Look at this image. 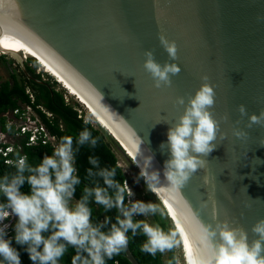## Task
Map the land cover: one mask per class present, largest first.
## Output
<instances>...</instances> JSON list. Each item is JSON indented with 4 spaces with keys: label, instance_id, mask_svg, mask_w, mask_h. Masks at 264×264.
Here are the masks:
<instances>
[{
    "label": "water",
    "instance_id": "obj_1",
    "mask_svg": "<svg viewBox=\"0 0 264 264\" xmlns=\"http://www.w3.org/2000/svg\"><path fill=\"white\" fill-rule=\"evenodd\" d=\"M0 17L8 47L34 51L106 122L140 187L163 211L158 219L176 233V264L206 259L222 240L217 234L209 244L205 229L223 222L247 230L251 244V226L264 217V125L248 127L238 106L249 114L264 109V0H0ZM161 33L175 41L180 71L157 88L144 60L151 49L159 63L171 62ZM14 57L30 77L26 58ZM205 75L215 92L216 146L207 154L189 147L205 164L173 188L163 169L172 155L168 131L184 111L176 98L187 103ZM233 128L247 135L236 137ZM148 150L160 170L152 191L138 178ZM123 254L139 264L128 244Z\"/></svg>",
    "mask_w": 264,
    "mask_h": 264
},
{
    "label": "clouds",
    "instance_id": "obj_2",
    "mask_svg": "<svg viewBox=\"0 0 264 264\" xmlns=\"http://www.w3.org/2000/svg\"><path fill=\"white\" fill-rule=\"evenodd\" d=\"M159 40L171 62L159 63L151 49L145 51L144 60V68L157 88L171 85V76L180 71L175 62V41L168 40L162 33ZM202 79L205 82L187 103L182 96L176 98V103L184 105V111L168 131L172 155L163 169L168 185L173 188L183 186L205 164L199 156L189 154V147L195 153L207 154L216 146L210 141L216 139L219 123L209 110L215 92L207 82L208 77L205 75ZM238 111L241 116H248V127L264 125V109L249 114L245 105L240 104ZM233 134L245 137L247 132L233 128ZM220 135L223 138L226 134L221 132ZM97 143L98 137L86 127L75 137L62 136L52 154L44 155L35 165L29 163L26 156L17 155L12 163L15 171L0 175V197H3L0 199V264H21L20 251L13 246V240L27 252L32 264H60L69 246L75 249L72 264H106V258L127 246L129 233L142 234L145 239L140 249L152 255L176 246L175 232H166L159 224L144 219L158 213L163 215L158 205L152 201L132 200L133 191L116 178V169L101 166L96 156L88 157L90 167L86 175L90 185L83 187L79 198L75 196L76 187L81 184L76 153L82 146L94 148ZM260 145H264V137ZM153 160L154 155L148 150L142 156V164L137 163L138 178L145 180L147 191H152L160 182V170L153 168ZM25 183L29 186L28 192L21 191ZM93 203L102 206L105 212L115 209L114 222L107 216L103 221L93 222L90 206ZM138 215L143 219H136ZM11 216L16 218L14 225ZM8 228L14 230L13 237L8 236ZM251 232L257 235L249 245L248 231L243 227H231L223 222L215 229H205V240L209 244L210 237L217 234L222 242L215 248L210 247L206 259H197L192 264H264V217L252 224ZM174 259L168 264H174Z\"/></svg>",
    "mask_w": 264,
    "mask_h": 264
},
{
    "label": "trees",
    "instance_id": "obj_3",
    "mask_svg": "<svg viewBox=\"0 0 264 264\" xmlns=\"http://www.w3.org/2000/svg\"><path fill=\"white\" fill-rule=\"evenodd\" d=\"M34 59V58H31ZM26 70L30 77L24 73V71L19 68L22 80L18 79L17 74L14 72L10 73L9 79L0 81V113L6 111L7 109H13L21 105L29 104L32 106L34 111L39 115L41 121L46 126L50 134L54 135L57 143L62 136L72 135L75 137L81 130L88 128L94 137H98L97 145L92 148L88 145L79 148L76 153V167L78 169V174L81 178V184L77 185L75 196L80 197L82 189L85 185H90V180L86 175V169L90 167L88 157L96 156L100 160L101 166L114 167L116 169V178L121 182L125 183L126 176L122 168L118 165L117 156L113 151L112 145L106 136V132L101 128H96L91 122L84 120V118L77 112V110L68 102L65 101L63 93L56 90L48 82H38L41 76L36 73L34 68L26 64ZM30 88L34 95V100L31 102L30 97L26 93V88ZM42 106L45 110L51 113V116H46V114L38 107ZM0 121L2 123L3 130H6L4 126V118L1 117ZM14 133L13 127L10 130ZM109 136V135H108ZM110 137V136H109ZM111 138V137H110ZM112 139V138H111ZM27 136H20L14 143V149L10 153L13 159H16L17 155L26 156L29 163L35 165L39 163L44 155H51L53 151V146L47 143L38 144H26ZM116 143V142H115ZM119 148V146L116 144ZM120 149V148H119ZM15 169L12 167V163H5L3 158H0V175L4 173L14 172ZM21 191H30L27 183L22 186ZM3 197H0L2 199ZM125 202H128L126 197ZM92 208V220L93 222L103 221L105 217H111L115 219L116 210L105 212L102 206L91 204ZM156 222L159 224L166 232L171 231L170 226L166 220H158ZM136 219H140V216H136ZM166 219V218H165ZM16 218L13 221L15 224ZM13 228V227H12ZM14 236V230H11L10 237ZM145 237L142 234H137L133 236L129 233L128 245L139 262V264H168L170 260L174 259V264L176 263L175 248L167 251V256L164 258L163 253L157 252L155 255L141 251L140 245ZM13 246H15L20 251L21 264H32L26 251L23 250L22 246L12 241ZM75 253V249L71 246L68 247L65 255L61 258L60 264H72V257ZM106 264H131L123 254V250L119 253L113 254L112 257L106 258Z\"/></svg>",
    "mask_w": 264,
    "mask_h": 264
},
{
    "label": "rangeland",
    "instance_id": "obj_4",
    "mask_svg": "<svg viewBox=\"0 0 264 264\" xmlns=\"http://www.w3.org/2000/svg\"><path fill=\"white\" fill-rule=\"evenodd\" d=\"M25 59V65L28 64L32 68H34L36 73H39L41 76V80L44 82H48L52 87H54L56 90L63 93L64 99L66 102L71 104L77 112L84 118V120L91 122L96 128L103 129L107 134V138L110 141L113 151L117 156L118 165L122 168L125 176H126V183L129 188L133 191L134 195L131 197L132 200H143L145 202L150 201L142 188L140 187L139 183L137 182L136 178L134 177L128 160L126 156H124L121 152V150L116 146V141L112 138L106 127L96 118V116L91 112V110L85 106L84 102L76 95L75 92H73L60 78L51 70H49L46 65L38 59L35 55L32 54H26ZM34 58V59H31ZM20 68V61L10 55V54H4L0 56V81L9 79L10 73L14 72L17 74L18 79L22 80V76L19 72ZM112 138H110L109 136ZM10 140L11 137L8 136ZM140 219H143V216L139 215ZM155 216L158 217V215H149L148 217H145L144 219L147 220V222L151 224H157ZM159 220V219H158ZM168 251V250H167ZM167 251L163 253L164 258L167 256ZM176 264V263H175Z\"/></svg>",
    "mask_w": 264,
    "mask_h": 264
},
{
    "label": "built area",
    "instance_id": "obj_5",
    "mask_svg": "<svg viewBox=\"0 0 264 264\" xmlns=\"http://www.w3.org/2000/svg\"><path fill=\"white\" fill-rule=\"evenodd\" d=\"M6 54L0 49V56ZM26 93L31 99L34 100V95L30 88H26ZM46 116H51V113L45 110L42 106H38ZM4 118V126L6 130H3L2 123L0 121V158H3L5 163H13L15 159L10 156V153L14 149V143L20 136H27L26 144H38L49 142L53 147L57 144V140L54 135L50 134L46 126L41 121L39 115L34 111L31 105L25 104L16 108L7 109L0 113V118ZM11 127H13L14 133H11ZM11 137L12 140L9 139ZM124 184H127L126 182ZM13 220L14 216H11ZM8 223V222H7ZM9 224V223H8ZM11 229L8 228V236L10 237Z\"/></svg>",
    "mask_w": 264,
    "mask_h": 264
},
{
    "label": "bare ground",
    "instance_id": "obj_6",
    "mask_svg": "<svg viewBox=\"0 0 264 264\" xmlns=\"http://www.w3.org/2000/svg\"><path fill=\"white\" fill-rule=\"evenodd\" d=\"M0 49L3 50L4 52L9 53L12 56H24L26 57V54H32L35 55L38 59H40L45 65L46 67L51 70L52 72H54L59 78L60 80H62L73 92L76 93V95L84 102L85 106H87L91 112L96 116V118L107 128L108 125L106 124V122L103 120V118L99 115V113L95 110V108L71 85L69 84L63 77H61L58 73H56L41 57H39L34 51H32L31 49L27 48V47H15V48H11L8 47L5 43V28L3 25V21L2 18L0 17ZM106 128V129H107ZM108 130V129H107Z\"/></svg>",
    "mask_w": 264,
    "mask_h": 264
}]
</instances>
